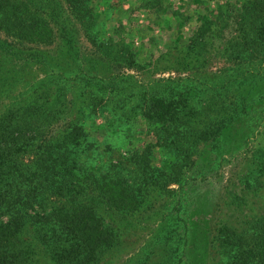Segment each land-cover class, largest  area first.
<instances>
[{
  "label": "trees",
  "instance_id": "trees-1",
  "mask_svg": "<svg viewBox=\"0 0 264 264\" xmlns=\"http://www.w3.org/2000/svg\"><path fill=\"white\" fill-rule=\"evenodd\" d=\"M64 1L65 9L58 0H0V58H18L21 48L14 42H61L53 56L30 49L43 77L16 70L0 75V264H101L120 243L119 229L106 215L143 210L152 191L148 185L185 183L188 178L178 169L191 166L195 153L208 152L205 145L199 151L200 142L215 148L219 158L228 152L229 159L242 154L245 161L212 223H184L180 258L189 264H264V0H246L235 13L228 8L219 23L221 34L212 30L216 21L205 17L182 47L180 63L186 69L205 68L213 57L229 66L215 80L198 82L204 92L197 105L158 93L140 102L142 117L159 125L153 128L159 145L169 147L171 159L164 166L171 172L158 169L153 159L158 143H149L128 159L138 167L133 178L118 163L104 170L95 166L82 157V148L95 145L87 122L111 114L128 121L131 114L117 109L137 93L82 91L70 98L53 83L74 72L73 80L88 75L111 86L123 64L122 58L79 61L84 58L66 12L87 27L100 13L89 0ZM190 93L195 92H181ZM165 228L160 222L153 230ZM171 245L164 243L162 253L158 245L159 255L140 264H169Z\"/></svg>",
  "mask_w": 264,
  "mask_h": 264
},
{
  "label": "rangeland",
  "instance_id": "rangeland-1",
  "mask_svg": "<svg viewBox=\"0 0 264 264\" xmlns=\"http://www.w3.org/2000/svg\"><path fill=\"white\" fill-rule=\"evenodd\" d=\"M58 1L64 9L67 7L64 0ZM88 2L100 13L93 27L82 25L70 10L66 12L75 26L76 46L82 55L81 58H84L79 61L103 62L104 57L113 61L122 58L120 78L107 87H104L105 84L100 83L98 78L88 75H80L73 80L76 75L74 72L66 73V78L52 80L57 88L63 89L70 98L71 93L79 94L82 91L98 93V91L125 89L128 93H137L117 109L120 114L123 111L131 114L127 116L128 121L113 119L111 114L105 118L100 116L93 124L87 122L91 131L90 140L95 145L91 150H87L84 146L82 148V157L88 158L90 162L95 163V166H101L104 170L108 164L118 163L121 166L120 171L133 178L138 172V167L128 160L132 156L131 153L139 148L138 152H141V149L149 143H158L153 128L159 125L149 123L142 117L140 102L149 94L158 93L165 95L167 99L180 100L179 98L186 97L187 103L197 105V100L202 98L201 92H204V86L198 82L215 80L222 74L224 68L229 66L223 58L213 57L208 60L205 68L186 69L180 63L183 55L182 47L188 43L205 17L216 21L212 30L219 33L221 28L219 23L227 9L230 8L235 13L246 0H89ZM222 11L224 13L220 14ZM229 30L228 28L225 31L226 36L229 35ZM221 33L222 31L219 34ZM93 40L98 44L105 43V48L100 49ZM14 46L21 48L17 49L19 56L18 58L1 57L0 75L5 76L7 71L16 70L22 74L32 73L34 76L43 77L45 73L43 74L31 60L29 53L38 49L41 53L53 56L59 52L61 42L59 39L51 45H21L14 42ZM190 89L195 93L181 94L182 91ZM232 89L233 87L230 90ZM99 93L102 97L119 96L116 93ZM232 93L234 97L240 96L239 91ZM63 123L65 120L55 125ZM103 125L106 127L103 128ZM203 145L208 150L207 153L203 156L195 153L191 157V166L178 169L181 177L188 178L185 183L172 182L168 187H163V181L162 184H156L155 188L148 185L152 191L146 196L149 201L142 206L145 207L143 210L123 217L112 211L106 215L111 223L118 227L120 243L101 264H140L148 256H150L149 260H154L159 255L158 245L159 252H164V243H172L174 259L168 260L169 264H189L186 257L180 258L181 252L177 250H182L184 247V223L203 221L202 219L212 223L219 213V203L221 206L224 197L228 196V187H231L233 181L237 182L236 176L245 161V156L242 154L238 158L229 159L228 152L219 158L215 148L202 142L197 145L200 152ZM154 149L153 159L158 169L163 168L166 172H171L169 166L167 169L164 166V162L171 159L169 147L165 148L158 143ZM231 149L229 148L230 151ZM196 176L198 178L193 179ZM160 222L166 228L159 232L153 230ZM166 252L168 254L169 251Z\"/></svg>",
  "mask_w": 264,
  "mask_h": 264
}]
</instances>
